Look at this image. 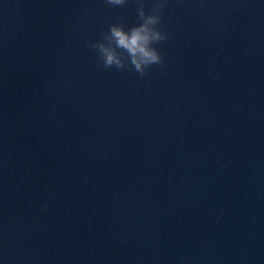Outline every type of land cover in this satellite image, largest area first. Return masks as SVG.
Wrapping results in <instances>:
<instances>
[{
    "label": "water",
    "instance_id": "1",
    "mask_svg": "<svg viewBox=\"0 0 264 264\" xmlns=\"http://www.w3.org/2000/svg\"><path fill=\"white\" fill-rule=\"evenodd\" d=\"M124 264H264V0H206Z\"/></svg>",
    "mask_w": 264,
    "mask_h": 264
},
{
    "label": "clouds",
    "instance_id": "2",
    "mask_svg": "<svg viewBox=\"0 0 264 264\" xmlns=\"http://www.w3.org/2000/svg\"><path fill=\"white\" fill-rule=\"evenodd\" d=\"M107 3L120 6L125 3V0H107ZM158 7L162 11L165 7V0H158ZM141 16L143 17V12H141ZM160 20L161 16H148L145 23L133 28L130 34L126 33L122 26L110 25L109 35L105 36L107 39L114 40L116 47L125 49L131 54L134 69L141 76H144L146 69L152 65L163 63V58L158 49L148 46L151 42L158 43L167 39V35L161 33L160 30L148 27L149 25L159 24ZM91 47L98 50L105 68L113 66L119 69L125 68L114 48L99 42L91 44Z\"/></svg>",
    "mask_w": 264,
    "mask_h": 264
}]
</instances>
